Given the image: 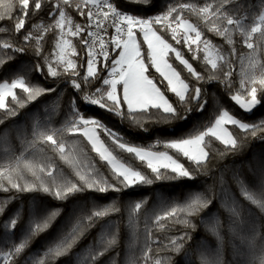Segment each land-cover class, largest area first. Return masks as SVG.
<instances>
[{
  "label": "trees",
  "instance_id": "obj_1",
  "mask_svg": "<svg viewBox=\"0 0 264 264\" xmlns=\"http://www.w3.org/2000/svg\"><path fill=\"white\" fill-rule=\"evenodd\" d=\"M109 1L120 10L128 11L139 18L149 19L163 16L168 8L175 6L176 11L172 13V16L179 15L188 20L201 31L202 40H210L213 45L222 46L225 53L231 54L233 70L231 80L234 83L230 89H227L218 81L208 82L209 72H215V70L206 63L205 51L200 46L197 51V47L193 45H191L193 50L189 51L182 36H177V39L181 40V43L177 44L172 38L171 28L164 27V24L168 22H171L172 26L175 24L170 16L169 21L155 24L153 28L163 39L180 51L193 69L204 76V79L197 80L195 76L189 74L184 65L175 60L174 53L168 54L167 60L188 85V92L185 95L189 103L181 107L178 97L167 90V81L156 72L154 67H150L147 74L177 108L181 116L187 115V119L168 118V114L163 113L162 109L129 112L126 105L122 103L120 112L117 113L109 110L111 101H107L104 108H101L99 104L81 102L84 95H97L98 88L108 90V85L103 84L102 78H107L109 69L113 66L111 60L117 56L119 49L111 44L109 60L103 64L98 63L96 68L100 78L88 77L85 46L81 42V36H86V33L71 36L73 58L77 65L75 72L79 74L72 75L71 69L65 72V66L54 60L59 28L44 30L47 25L54 24L53 18L49 16V5L45 3V0H41L42 9L35 15H32L30 3L25 27L19 33L14 30L19 8L18 0H15V7L11 13L0 8V13H5L4 19L0 20V28L7 29L5 32H0V82H11L15 78H23L30 87L36 86L45 90L34 101H27V94L16 89L18 98L26 101L25 106L17 107V115L6 119L4 111L0 110V119H4V123L0 124V137L5 132L8 133L6 141L0 140V165H14L15 158L23 151L17 139L18 132L26 133L31 139L32 126L36 120H39L41 125L47 124L48 129L64 128L65 121L71 118L69 113L72 109L79 111L85 118L98 120L114 137L128 146L170 154L190 173L189 177H180L172 173L170 169H161V178L155 179V174L147 167L146 161L142 162L135 154L120 149L113 142L112 137L108 136L103 129L97 128L100 139L116 159L140 171L153 181L151 184L136 183L125 186L121 182L123 178L119 177L114 169L100 158L81 132L64 131L54 137L64 144L63 154L53 150L50 143L42 142H38L37 149H43V151L37 152L35 157L31 155L32 150L25 153L26 158L44 168V172L38 173L40 180H35L27 171L23 172V178H14H17L20 184L27 181L38 185L42 180L51 186L53 179L58 182H79L77 172H80L106 181L110 186L108 191L99 193L95 189H87L69 196L66 200H59L40 190L31 192H20L15 189L8 192L0 190V206L4 208V211L0 213V252L8 253L15 245L27 239V246L23 252L19 256L15 254L8 256L7 264H38L41 258L46 260V264H85V258L91 251L102 249V240L106 238L104 234L115 232L116 245L99 257L96 264H112L113 260L115 264H128L130 257L135 260V264H156L157 260H160L161 264H201L202 256L211 261L216 257L217 252L224 264H260L259 258L264 255V252H261L259 247L254 253H249L238 238H233L228 233V214L221 207V203L225 199L223 190L226 189L230 197H235L246 210L250 211L251 215H248V212L245 213L246 218L259 225L261 236L264 237V214L244 199L234 179V176H238L249 191L259 193L258 181L264 177V95L258 91V99H261L262 103L251 111L244 110L231 99V96L240 88L241 71L247 70L249 58L254 55L256 60L264 64V41L259 40V33L253 35L251 39L255 49L253 54V50L248 49L244 44V37L237 31H233L234 43L230 46L224 37L209 32L208 25L190 9L180 10L182 4L201 7L205 3H212L215 6V0H150L149 4L131 9L124 0ZM3 2L7 3V0ZM241 2L248 5L243 11L248 13L246 23L249 24L264 9V0H241ZM228 7L231 8L234 5ZM66 11L74 23L86 24V18L76 10L75 3L71 8H66ZM83 11L86 12V9L83 8ZM57 17L58 14L56 19ZM36 25L40 27V32L36 31L34 27ZM226 26L229 29H235V25ZM29 32H32L33 37L40 36L41 39L25 40L24 37ZM136 33L137 41L141 43L143 37L140 32L136 31ZM5 41L12 47L3 48L2 44ZM37 45H39V54ZM233 47L235 53H231ZM16 48L22 51H15ZM146 50V43H142V56ZM49 63L60 73L57 77L49 75ZM145 63L148 64L149 61L146 60ZM38 65L42 71L37 69ZM255 73L259 75V66ZM73 81L80 83L81 89H75L72 86ZM257 87L259 89V85ZM196 88L201 90L199 103L190 99ZM49 89L54 91L49 92ZM74 98L75 103H73ZM205 101H207L206 104H204ZM202 104L204 107L201 111ZM186 109L191 110L190 114ZM222 111H227L250 126L249 129H241L237 125H228L229 131L237 142L234 150L215 137L206 136L205 150L208 156L198 166L175 149L166 146L169 142L206 131ZM49 117H51L50 120ZM255 126L259 127H256L255 135H253L252 129ZM6 146H9L7 153L3 151ZM48 172H51L52 176H49ZM221 177L223 183H221ZM5 186H7L6 181ZM196 194H203L210 204L196 215L186 216L180 208ZM137 203L141 205L139 209L135 208ZM110 205H115L119 211L99 218L93 227L88 228L86 218L93 211ZM173 208L177 209L175 215H166ZM53 212L57 214L50 219L48 227L32 234L31 229L35 227V224L42 222ZM216 214L225 226L221 230L224 238L222 243L208 230ZM130 215L134 220L132 228L128 226ZM157 216L162 218L157 221ZM12 218L16 219L14 227L9 222ZM183 219H189L195 228L186 227L180 223L179 221ZM77 220L83 221V235L74 243L69 253L56 258L44 257L47 249L69 233ZM5 223L8 224L7 228ZM107 225L112 227L106 228ZM173 241L182 245L179 253L175 252ZM235 250L243 252L244 255H235ZM144 252H147V259L144 258Z\"/></svg>",
  "mask_w": 264,
  "mask_h": 264
},
{
  "label": "snow or ice",
  "instance_id": "obj_2",
  "mask_svg": "<svg viewBox=\"0 0 264 264\" xmlns=\"http://www.w3.org/2000/svg\"><path fill=\"white\" fill-rule=\"evenodd\" d=\"M124 2L129 6V9L133 7H140L145 4H149L150 0H124ZM30 3L32 5V15H35L38 10L42 9L41 0H18L19 8L17 9L16 22L14 24V30L19 33L21 29L25 27L26 18L29 16ZM45 3L49 5L50 11L49 16L53 18L54 24L47 25L45 31L51 30L53 28L63 29L65 22L70 26L69 32L73 36H77L84 32L87 36L95 37L97 32L88 31V29L95 23L97 29L102 26L105 31H107L106 25L99 19V12L93 13L91 7L101 9L102 6H106L107 11L102 13L103 20L109 19L110 14L113 20L112 27H115L117 36L112 38V43L115 44L116 48H121L120 33L124 29L120 26L122 23L126 24V35L127 39L123 41V50L118 53V59L113 58L111 60V76L112 79L102 78L104 85H110L111 90L98 88L96 90L97 95H84L81 102L87 101L93 105L99 104L101 108H104L107 101H111L110 111L120 112L121 104H126L129 112L149 111L151 109H157L163 111V113L168 114V118L171 119H187V115L181 116L180 112L176 107L173 106L171 102L165 97L164 93L153 79L149 75H146L150 67H154L156 72L167 81V90L171 91L178 97V103L181 107H185L189 100L186 99V93L188 92V85L180 79L179 73L175 71L172 64L165 59L169 53H174L175 60L179 61L180 64L184 65L190 75L195 76L197 80H203L204 76L197 73L192 65L187 59L183 58L180 51L174 48L171 44L166 42L161 35H158L156 31L153 30V25L161 24L162 21H169V17H172V21L175 22L176 27H172V23L168 22L164 24L165 28H171L172 38L176 40L177 44L181 43L180 39H177V29H184L183 41L188 45L189 51H192V44L197 45V51H199V45L203 42L204 49L206 50V55L204 57L207 64L211 65V69L215 72H209L208 82L218 81L224 85L225 88L230 89L233 85L231 76L233 75L232 61L230 59V53H225L222 46L213 45L210 40L202 41V33L195 27L192 23H189L186 19L181 16H172V13L176 11L175 6L168 8V10L163 14V16H155L152 18H139L136 15L129 14L128 11L118 10V6H114L109 0H45ZM73 3H75V8L81 16L86 18V24L81 25L79 23L73 24L72 19L69 17L66 8H71ZM229 5H234V7H228ZM91 6V7H89ZM15 7V0H7L4 3L0 0V8H4L7 13H11ZM246 3H242L241 0H215V6L212 3H205L201 7H196L195 5L182 4L180 5V10L190 9L194 14L201 18L206 25H208V31L215 33L216 36L224 37L228 45H233V31H237L241 36L244 37V44H246L248 49L253 50L255 53L254 45L251 39L254 34L259 33V40L264 41V12H261L252 23H246L248 20V13L244 12L243 9L247 8ZM83 8H88L87 12L83 11ZM58 14V19L56 16ZM5 13H0V20L4 19ZM95 17V20H94ZM138 25L140 27V32L143 33V41L141 43L137 42V33H134L133 26ZM226 25H235V29H229ZM37 32L41 29L38 25L34 26ZM7 31L6 28H0V32ZM188 33H195L194 38ZM63 36L64 33L62 32ZM41 39L40 36L33 37L32 32L25 35V40L30 39ZM82 44L88 48L86 55L87 64V76L88 77H98L95 70L96 60L93 58L94 52L92 47L95 44V40L89 43L86 36H81ZM68 41H63L59 45L61 53L64 51V45L68 44ZM101 46L100 54L103 56L104 60H109V54L105 50V42L101 38L99 40ZM142 43L147 44V50L142 56L141 47ZM3 48H11L7 41L3 42ZM15 51H22V49L16 48ZM74 51V49H73ZM215 52V58H212V53ZM37 53L39 54V45H37ZM231 53H235V48L231 49ZM47 60V58H45ZM61 59H63L61 57ZM243 59V58H242ZM148 60L149 63L146 64L145 61ZM59 63V61H58ZM66 67L64 69L67 72L69 69L72 70V75H79L75 72L77 65L71 60L65 62ZM107 66V65H106ZM260 67V73L257 76L255 70ZM37 69H40L39 65ZM207 70V69H206ZM48 73L52 77H57L60 73L57 72L55 68L52 67L51 63L48 64ZM100 78V77H98ZM86 79V78H85ZM177 83L180 87H177ZM117 84L122 85V98L117 95ZM240 88L236 94L231 96V99L236 101L242 108L247 111H251L255 106L262 103L261 99H258V91L264 95V64H261L255 59V56L249 58L247 70L241 71V79L239 80ZM259 85V89L257 87ZM72 86L75 89H81V84L75 81L72 82ZM15 89H20L22 93L27 94V101H34L38 96H40L45 90L41 87L29 86L23 78H15L10 83L0 82V110L5 113V119L7 117H14L17 115V107L23 108L25 106V100L18 98ZM49 92L54 91V89H49ZM201 90L196 88L194 93L191 94L190 99L195 100L198 103L201 100ZM98 96V98H97ZM247 97V98H245ZM10 98V102H9ZM75 98L73 103H75ZM207 101L204 102L206 104ZM11 105V106H10ZM204 105L202 104L200 110H203ZM190 114V109H186ZM70 119L65 121V127L61 129H48L47 124L41 125L39 120L34 121L31 132V139L28 138L26 133H17V139L20 141L23 151L20 156L15 158L14 165H0V190L5 192L15 189L20 192H31V191H43L54 198L59 200H66L69 196L76 194L78 192L85 191L87 189H95L99 193H105L109 189V185L106 181L95 179L89 177L88 175L81 174L77 172L79 177V182H58L53 179L52 185L45 184L42 180L37 185L35 182L29 183L25 182L20 184L17 178H23V172L27 171L35 178V180H40L38 173L44 172L43 167H39L33 162V160L26 158L25 153L31 151V155L35 157L37 152L43 151V149H37L38 142L44 144H49L53 147V150L59 151L63 154L64 144L58 142L54 137L57 134H62L64 131L68 132H80L88 138L92 144V149L96 151L102 160L113 165V169L119 177H122V183L125 186L144 183L151 184L153 181L146 175L142 174L140 171H136L131 167H126L124 164H117L116 158L112 155L109 149L99 140L96 135L95 129H103L108 136L112 137L113 142L117 146L125 150L130 154H135L140 161L147 160V167L151 169V172L155 174V179L161 178V169H170L172 173L180 177H189L190 173L184 166L174 160L167 153H158L146 151L143 148L128 146L123 142L119 141V138L114 137L113 134L104 127L98 120L84 118L79 111L70 109ZM51 117H49V120ZM4 123V119H0V124ZM225 124L238 125L241 129H249V125L241 123L240 121L234 119L229 115L227 111H222L217 118L214 120L212 126L207 127L206 131L199 132L195 135H190L187 138H181L176 141L169 142L166 146L171 149H175L177 152L181 153L184 157L195 162L198 166L205 160L208 153L205 151V137L213 136L217 140H220L226 146H230L231 149H235L237 142L232 137L231 133L224 128ZM79 125V127H77ZM91 126V127H90ZM256 127H253V135H255ZM44 129V130H42ZM8 133L5 132L0 140L6 141ZM3 151L7 153L9 151V146L3 148ZM21 164H23V169H21ZM49 176H52L51 172H48ZM234 179L238 186L240 187V193L244 199L254 205L257 210L264 214V177H261L258 181V187L260 189L259 193H253L249 191L248 187L245 186L244 182L238 177L234 176ZM5 181L7 186H5ZM221 183H223V178L221 177ZM225 192V199L221 203V207L228 214V224L227 231L233 238H238L242 245L246 246L249 253H254L259 247L261 252H264V237L261 236L260 227L258 224L250 222L245 213L251 215L250 211L246 210L242 204H240L235 197H230L227 190ZM210 201L203 196V194H196L192 199H190L185 205H183L180 210L185 212L186 216L196 215L203 208L208 207ZM141 207L140 203L135 205L136 209ZM4 211V208L0 206V213ZM119 209L115 205L105 206L99 210L92 212L87 219V227L91 228L95 225L99 218L110 215L111 213L118 212ZM177 209L173 208L170 213L166 215H175ZM57 213H50L48 217L44 218L42 222L35 224V227L31 229L32 234L43 231L48 227L50 219L54 217ZM162 217L157 216L156 219L159 221ZM213 223L209 227V231L217 237V239L222 243L223 236L221 235V230L225 227L224 224L219 219L218 214L214 215ZM10 224L14 227L16 225V219H10ZM186 227L195 228V225L191 223L189 219H183L179 221ZM8 224L5 223V228ZM130 228L134 227L133 218L129 217ZM162 226V225H161ZM83 221L77 220V223L73 226L72 230L67 233L61 240L56 242L52 247H49L44 253V257L56 258L69 253V251L74 246V243L83 235L82 231ZM112 227V225H107L106 228ZM105 239L102 240L103 247L99 251H91L89 255L85 258V264H96V261L105 252L113 248L117 243V234L115 232H106ZM183 239V237L181 238ZM175 252L179 253L182 245L176 244ZM27 246V239L22 241L19 245H15L8 253L0 252V255L5 256V262L7 264V257L15 254L19 256L25 247ZM150 251V249H148ZM144 258L147 259V252L143 253ZM235 255L243 256L244 253L235 250ZM260 264H264V255L260 256ZM38 264H46V260L41 258ZM115 264V260L112 261ZM128 264H135L133 258H129ZM156 264H161L160 260L156 261ZM201 264H224L221 259L219 252H217L216 257L209 261L206 257H201Z\"/></svg>",
  "mask_w": 264,
  "mask_h": 264
},
{
  "label": "rangeland",
  "instance_id": "obj_3",
  "mask_svg": "<svg viewBox=\"0 0 264 264\" xmlns=\"http://www.w3.org/2000/svg\"><path fill=\"white\" fill-rule=\"evenodd\" d=\"M86 9V12H87V8H85ZM262 12H264V9L262 10ZM59 17H57V19H58ZM188 21V20H187ZM73 22V21H72ZM189 22V21H188ZM189 23H191V22H189ZM73 24H76V23H74L73 22ZM69 25L67 24V22H65V26L63 27V29H60L59 28V35H58V39H57V41H56V43H55V50H54V60L56 61V62H58L59 61V63H61V64H63L65 67H66V61H68V60H71L73 63H75V60H74V58H73V55H74V51H73V47H72V44H71V36H73V35H71V33L69 32ZM172 27H176V24H173V26ZM136 29V28H135ZM134 30V29H133ZM64 33V35L62 36L61 35V33ZM188 35H191L193 38H194V36H195V33H188ZM177 36H184V29L181 27V28H178L177 29ZM63 41H68L69 43L68 44H66V45H64V51H63V53H61V50H60V47H59V45H61L62 43H63ZM203 41V40H202ZM167 42V41H166ZM122 45H123V42L121 43V48H120V50H119V52L120 51H122L123 50V48H122ZM193 46H195V47H197V45L196 44H192ZM200 47H202V49L205 51V54H206V50L204 49V45H203V42H201L200 43V45H199ZM114 47H116L115 45H114ZM118 52V53H119ZM61 57L63 58V59H61ZM119 57H118V54H117V56L115 57V59H118ZM184 58V57H183ZM212 58L214 59L215 58V52L213 51V53H212ZM165 59H166V57H165ZM185 59V58H184ZM167 60V59H166ZM169 62V61H168ZM114 66V65H113ZM112 66V67H113ZM111 67V68H112ZM96 68H97V65H95V70H96ZM111 68L109 69V72H108V76H107V78L106 79H112L113 77H110L111 76ZM86 71H87V67H86ZM176 71V70H175ZM177 72V71H176ZM180 76V75H179ZM180 79L181 80H183L181 77H180ZM184 81V80H183ZM3 82H7V81H3ZM10 83V82H9ZM184 83H186L185 81H184ZM187 84V83H186ZM118 85H120L121 86V84H117V88H118ZM177 87L179 88L180 87V85L177 83ZM16 90V89H15ZM14 90V91H15ZM111 90V87H109V90L108 91H110ZM244 109V108H243ZM245 110V109H244ZM247 111V110H246ZM229 115L230 116H232L230 113H229ZM234 119H236L234 116H232ZM89 119H93V118H89ZM236 120H238V119H236ZM239 121V120H238ZM241 122V121H240ZM241 123H243V122H241ZM214 124V123H213ZM228 125H230V124H225L224 125V128H226L227 129V131L228 132H230L229 131V129H228ZM238 126V125H237ZM91 127V126H90ZM95 132H96V135L98 136V134H97V131H96V129H95ZM231 133V132H230ZM232 135V134H231ZM99 137V136H98ZM233 137V136H232ZM88 139V138H87ZM99 140L101 141V142H103L101 139H100V137H99ZM91 144V143H90ZM104 144V143H103ZM105 145V144H104ZM146 151H151V150H148V149H145ZM206 151V150H205ZM151 152H155V151H151ZM158 153H166V152H158ZM168 154V153H167ZM113 155V154H112ZM169 156H171L170 154H168ZM174 160H176L173 156H171ZM146 161V163H147V160H145ZM178 163H180L178 160H176ZM116 162H117V164H120V163H122L121 161H119L118 159H116ZM109 164V163H108ZM122 164H124V163H122ZM181 164V163H180ZM112 168H113V165L112 164H109ZM125 165V164H124ZM126 167H128L127 165H125ZM7 259H8V257H7ZM0 264H6V262H5V256L4 255H0Z\"/></svg>",
  "mask_w": 264,
  "mask_h": 264
},
{
  "label": "built area",
  "instance_id": "obj_4",
  "mask_svg": "<svg viewBox=\"0 0 264 264\" xmlns=\"http://www.w3.org/2000/svg\"><path fill=\"white\" fill-rule=\"evenodd\" d=\"M110 2V1H109ZM111 3V2H110ZM115 6V5H114ZM91 7V6H89ZM89 9L87 8V11ZM91 10L93 11V13H97L99 12V19L103 22V25H106L108 26L107 27V31L104 30L103 26L100 28V29H97L96 26H95V23L92 24V26L88 29V31H92V32H97V36L95 37H92V36H87L86 34V38L88 39L89 43L91 44V42L93 40H95V44L94 46L92 47V51L94 52V56L93 58L96 60V64L95 65H98V63H104L105 60L103 58V56L100 54L101 52V46H100V43H99V40L102 38L105 42V50L108 52H110V45L113 44L112 43V38L117 36V33L115 31V27H112V23H113V20L111 18V14H110V17L108 20L104 21L103 20V15L102 13L104 11H107V8L106 6H102L101 9H97V8H94V7H91ZM120 10V9H118ZM131 14V13H129ZM94 20H95V17H94ZM124 31L122 33H120V39H124L127 37L126 35V24H121L120 25ZM136 27V25L133 26V29ZM87 52H88V48L85 47V55H87ZM86 67H87V64H86ZM87 72V71H86ZM87 102V101H86ZM88 104H91L89 102H87Z\"/></svg>",
  "mask_w": 264,
  "mask_h": 264
},
{
  "label": "crops",
  "instance_id": "obj_5",
  "mask_svg": "<svg viewBox=\"0 0 264 264\" xmlns=\"http://www.w3.org/2000/svg\"><path fill=\"white\" fill-rule=\"evenodd\" d=\"M136 28V29H135ZM134 28V33H136V31H138V32H140V27L138 26V25H136V27ZM153 30L154 31H156L154 28H153ZM157 32V31H156ZM140 34H141V36L143 37V33H141L140 32ZM157 34L159 35V33L157 32ZM127 39V37L126 38H124V39H122L121 40V43L124 41V40H126ZM165 40V39H164ZM166 41V40H165ZM138 42V41H137ZM115 45V44H114ZM147 45V44H146ZM119 50H120V48H119ZM119 52V51H118ZM166 59H167V56H166ZM146 75H148L147 73H146ZM110 77H112V76H110ZM151 78V77H150ZM154 81V80H153ZM154 83H155V81H154ZM157 85V84H156ZM109 87H110V85H108V90H109ZM118 87H119V89L117 88V95H118V97H121L122 98V85L120 86V85H118ZM158 87V86H157ZM166 97V96H165ZM167 98V97H166ZM170 102V101H169ZM126 105V104H125ZM126 107H127V105H126ZM85 118V117H84ZM87 119H89V118H87ZM77 127H79V125H77ZM96 131H97V129H96ZM81 133H82V131H80ZM98 134V133H97ZM99 136V135H98ZM86 139H87V137H86ZM88 140V139H87ZM89 141V140H88ZM90 142V141H89ZM91 143V142H90ZM92 145V144H91Z\"/></svg>",
  "mask_w": 264,
  "mask_h": 264
}]
</instances>
